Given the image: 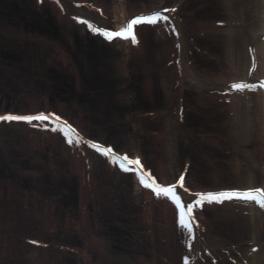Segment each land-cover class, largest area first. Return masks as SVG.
<instances>
[{
  "label": "rangeland",
  "instance_id": "1",
  "mask_svg": "<svg viewBox=\"0 0 264 264\" xmlns=\"http://www.w3.org/2000/svg\"><path fill=\"white\" fill-rule=\"evenodd\" d=\"M8 1H11V3L14 2V4H7ZM8 1L6 2V0H4V4L0 2V79L3 78V80L0 81V110L18 109L20 111H30L32 109L41 108L44 105L42 104V101L47 97L45 94L49 92L54 105L61 108V110L69 117L78 119V123L87 129L88 132H93V134L98 133L97 135L104 139L112 137L116 140L117 137H115V133H113L114 128H116L118 132H123V134H125L126 138L122 142L123 146L134 152L137 150V147L145 150L146 154L149 155L148 161L155 165L158 172L160 164L169 165V158L165 152L167 151V145L163 144L165 140L162 143L163 145L159 144V140L156 139L157 136L155 135L156 132H164L167 129V120L166 118L162 119L158 126L156 125V120L158 114L161 112H164L166 116H168V113L172 115V120H176L178 116L175 114V111L173 112L175 106L167 104L166 102L164 86L161 81L162 70H160V66H158L156 59H154L155 57H141L142 55L132 53L128 44L122 45V43L120 44L119 42L117 44L120 46L114 49L113 56H111L110 53L112 52L110 51L113 49L110 50V48H107L106 50H103L101 47L105 48L106 46H104L102 41H100L102 45L99 42L91 44L90 42L92 41H89V39L85 37V34L83 37L82 32L77 31L78 34L74 33L73 37L69 36L68 32L70 30V25L64 23V21L60 22L59 18L55 16L56 14L53 10L48 7L49 5L46 4V8L42 11H35L28 6L29 0ZM90 1L105 3L109 14L112 16H114L115 11H117L118 14L123 13V11L118 10L119 5L122 3L121 0ZM124 1L127 3L130 10L133 7L139 9L138 7L143 4L145 7L149 8L153 3H159L162 5L169 2L164 0ZM198 1L201 7L198 6L196 0H190L191 6L188 5V9H192L193 11H191L194 14L192 16L188 15V17H190L188 18V26L197 28L199 27L198 25L200 21L203 19L208 20L211 24L215 19L225 17L229 13L227 11L226 0H220L221 7L220 5H217L218 3L211 7V4L217 0ZM207 2L210 3L207 4ZM222 2L224 5H222ZM130 3H133V5L131 6ZM206 4L208 6H206ZM202 7L204 9H201ZM107 23L111 25L114 24L111 22ZM222 28L220 27L218 30L214 31L215 37L212 40L213 42L206 41L207 46L214 50L213 52H210L211 54L209 52H203L201 54L196 51V49L193 50V53L199 57L198 63L200 68L203 71L205 70L206 73H209L211 76L218 74L223 76V74H226L227 72H231L232 75V59L231 54H229V49L232 45V37L229 33L224 32L225 29ZM152 30L153 31L150 29V37L153 38V40L149 43L152 44L151 46L153 48L156 44L161 45V41L155 40V29ZM86 39L87 41L85 42ZM206 43L204 42V44ZM60 45L62 50L59 47ZM235 47L237 48L235 52H239L238 48L240 47V44L236 43ZM63 49L65 52H63ZM117 49L125 51V59L123 57H120L119 60L113 58L114 54H117L116 58L118 57ZM9 51H15L12 52L15 58L13 57V59H9L5 57L4 54ZM65 54H69V56L74 59L75 63L72 64L73 62L70 61V63L67 64ZM102 54L104 56H102ZM163 59L164 58H162V61ZM97 60L101 63L99 66L96 64ZM84 63L86 65H83ZM107 65L110 67L111 71L106 72L104 68ZM61 66L69 72L67 73L69 76H66V79L69 78L68 84L64 85L65 82L61 83L60 81L62 80L58 81L56 79L55 82H58L59 84H56L55 86L54 82H49L47 73L49 74L50 71H59ZM74 66L76 67V70L78 69L77 72L75 71ZM81 66H84L87 71L86 74L84 71L86 78L83 79L82 74H80V70L82 69ZM86 80H94L92 81L94 84H92V86L89 84L88 86L91 92L97 93L98 97L102 99L103 103L101 107L97 101H93L94 98H91V94H89L88 97L84 93L80 95L85 89L82 82L84 81V84L86 85ZM125 91L127 92V96L123 93ZM88 98H91L90 100H92L93 103H90V101L87 100ZM104 104L107 109L104 108ZM211 107L212 108L210 109L209 107L206 109L203 108L210 114V117H207V119L204 118V121L207 122L210 118L212 121H209V124L207 123V129L201 128L202 132H199L197 120L200 115L206 114L203 112L200 114L196 112L194 108L186 110L190 122L192 119L195 124V129H198L197 132H192L195 133L194 138L198 141L203 138L206 144L198 147L193 143L186 142L184 148L185 151L181 152L182 155H180V159L178 158L177 160V163H181L185 156L189 154L197 155L200 153L202 156L204 155L203 157L205 158V161H203V163L198 159L194 160L195 163L192 166V171L195 172L196 176H202L204 173L208 174L210 169L211 171L213 169L218 173V181L216 183L214 179H210V183L207 184L202 181L199 182L198 180L193 181L190 177V182L194 186L196 185L200 188L210 186L217 187L222 182L225 184L221 185L232 184V181L234 180L230 177L229 169L232 168L235 171L237 168L234 166L238 165L235 164L236 162L233 163L234 160L229 158L226 152L222 151L223 147L220 146V144L223 142V137L227 136L231 145H236L232 137L234 135L237 136L236 132H239V134L242 135L239 131L242 124L239 122L235 123L233 118L231 116L228 117L225 111L220 110L223 115L219 114V111L216 113L219 105H213ZM133 109H136L134 112L138 114L139 122L137 119L133 120V117H131V119L128 117L123 119L121 117L125 112L127 114ZM100 110V119L96 117L98 124L95 126L87 116L90 115V112L96 114L97 111L99 112ZM150 110L155 111L153 114L155 117L149 118V123H144V120H147V118L143 117L141 114L145 111L150 112ZM225 117H228V119L226 120ZM152 118H155L153 120L154 122L150 121ZM193 118H195V120H193ZM233 122L235 125H232ZM103 124L106 128L103 127ZM111 124L113 125L111 126ZM182 126L188 130L190 129L191 124H187L186 120V124ZM110 127L113 128L111 129ZM107 128L109 129V132H107ZM149 129H151L152 134H145L146 130ZM37 135L36 140L39 142L38 144L44 148L43 151H31L30 143L27 142L30 137L25 133H21L19 127L15 125H13V127H7L5 125L0 127V153L3 154V156L0 154V192H2L0 194V200L2 201V203L0 202V205L2 204V209H0V232H3L4 234H6V232H13L18 235H39L47 239L52 238L51 240L56 242H69L70 244L83 248L81 249V252L85 253L87 245L84 244V237L79 236V231H85L86 234L89 233V235H96V238H100L101 242L106 244L105 247L102 246V248L98 247V250L95 249L94 255L97 260L104 262V264H139L137 260L138 257L134 262L125 259V256L128 253H122V261L115 263L107 253V251L110 250L107 246L108 244L100 237L98 226H95L94 224L95 220L99 215H102L103 211L96 212V217H93L89 222L86 221V224H82V219L79 216V212H83L82 209H84L83 205H81L82 201V204H86L89 211H95L98 210V208L100 209L99 205L102 204L104 199H108V202L114 204V206L112 205V207L109 208V211L115 214V208H122L117 205H130L129 203H131V199L134 198L139 200V203L137 204L140 206L142 205V211H138V213L141 214L144 228H139V232L140 230H145V226L152 227V223H149L146 220V216H149V213L144 209L146 204L144 203V200L141 202L143 196L142 194H139L136 186L132 184L131 180L127 178L125 179L122 176L117 178L120 186L115 190L114 178L110 177L106 179L107 182L104 185L106 186V190L104 191V194L99 192L100 189L97 187V193L92 195L93 197L87 196L85 198L83 197V199L80 193L84 191V187L82 186L81 179L76 174L77 172L75 170L72 172L73 174L70 172L68 165L71 161L68 155H65V153L60 150V144L55 142L53 137L49 138L43 132ZM214 138H217L218 141ZM237 144L241 143L239 142ZM261 145L264 144L262 143L259 145L262 149ZM181 146L184 147L183 144H181ZM241 148L242 146H235V150L237 151L235 154H239L238 157L242 156L243 158L250 160V163H252L250 158L256 152L251 150V143H248L246 150L242 151ZM7 152L13 155L6 157V155H8ZM257 152L260 154L259 158H262L264 149ZM184 162H186L185 159ZM52 165L54 168L52 170L49 168V171L48 167ZM62 168L66 169L68 173L62 171ZM234 171H232V173ZM163 172L166 174L167 178L171 179L172 173H170L169 170ZM219 172H222V174H219ZM259 173L260 175L258 174L257 177L246 176L247 178L244 175L242 176L239 174L238 178L235 177V179H237L238 185L244 183L243 180L249 182L255 179V183H259L264 179L262 171ZM65 178H69V181ZM63 188L66 189L65 193L61 191ZM116 197L119 198L118 201H116ZM37 201L42 205L45 204V212H47V209L49 211L52 210L50 212H53L54 210L53 217L55 219L61 218L62 223L57 222L58 224L56 223V225H54L52 221L51 224H48L50 227H47V230H44V226H41L43 224H40V219L38 218H31V220L27 219V221L21 220V217L18 216V208L27 205L32 206L31 202L36 203ZM18 203L20 205H17ZM106 205L107 204L104 205V208L107 207ZM109 211L107 210L108 213ZM107 212H105L106 215L108 214ZM210 212H218V210L212 209ZM67 213L71 216L68 215V217H65ZM22 218L24 217L22 216ZM106 219L108 220L107 217ZM8 220L11 221L10 226H7ZM226 220L227 219H222L221 221L219 219L214 222L215 226L213 227V232L211 231L212 233L209 234L213 239L211 244H214L217 249H219L221 247L220 243L223 244L227 242L228 239H231L232 242L240 244L242 248H248V244L244 246V242L246 243L248 238L252 236L249 228L237 230L234 228L236 225H233L231 221ZM47 221L50 222L49 219H47ZM101 223L105 225L104 220H101ZM167 228L168 229L161 234V242L169 250H166L167 252L165 256L156 254L158 255L156 256V261L160 264H172L180 254L179 238L176 234L173 236L171 233L172 231L169 227ZM125 233L127 234L126 231H118L116 238L118 239L120 234L125 236ZM21 237L22 239L24 238L23 236ZM123 239V237H120L118 240L121 242ZM239 239L242 241H239ZM14 241L17 240L15 239ZM14 241H9L8 239L2 241L5 242V244L3 243L4 246L2 245V242H0V264H9V262L12 264L13 260L19 264H34L35 262L32 261V259H23V255L27 250L29 251L31 247L27 248L28 244L22 240H19V243L16 242L15 244ZM11 248L16 250L19 257H13L11 254L13 253ZM137 249L139 251H145V249L142 248ZM56 251L57 250H55L54 247L48 248V254L53 253V256L49 257H53L56 264H79V260H77L76 257L66 258L64 257V252ZM217 253L226 257L221 249L217 250ZM146 254L149 255L152 254V252L146 251ZM130 256L131 259H134L135 257L134 255ZM158 258L160 259L158 260ZM225 260V262L222 261L223 264L229 262V260ZM80 264L84 263L81 262Z\"/></svg>",
  "mask_w": 264,
  "mask_h": 264
},
{
  "label": "bare ground",
  "instance_id": "2",
  "mask_svg": "<svg viewBox=\"0 0 264 264\" xmlns=\"http://www.w3.org/2000/svg\"><path fill=\"white\" fill-rule=\"evenodd\" d=\"M4 2V0H2ZM81 0H44V5H49L48 7H50L53 12L56 14L55 16H57V18H59L60 22L64 21V23H67L70 25V30L68 32L69 36L73 37L74 33L77 32H82L83 37L85 34V37L89 39V41L91 44L99 42L101 45L102 43L100 41H102L104 43V47L103 50H106L107 48L113 49L111 50L110 53L111 56H113V51L116 47H119L120 45H118V41L119 39L116 38L113 42L110 40H106L104 39L102 36V33H97L98 35H95V32L93 30L92 25H95V27L97 28H105L106 27V23L107 22H111V23H116L115 26L119 27L121 25H124V23L126 21H128V19L130 17H134V15L140 14L143 15L145 14V12L149 13L150 11H152L154 8H162V6H166V9H171V11H168L169 14V19L167 21H165V26H164V31H161L160 28L156 27L154 28V36H155V40L161 41V45L160 44H156L155 47L153 46L152 48V44L149 43L153 40V38L150 37V29L151 31L152 28L148 27L147 25L144 26H140L138 25L136 32L137 35L139 37V43H136L135 40H133V42L128 39L129 41L123 43V42H119L120 44L122 43V45L127 44L128 42L131 44V46L133 47V52L137 51V53H140L142 56L141 57H148L150 58V56H154L157 61L158 66H160V70H162V78L161 81L163 82V86H164V92H165V96H166V102L167 104H171V105H175L176 108V112L180 111L183 109V107L185 106V104L182 101V97H184V89L186 88V86L188 85V89L192 88L191 90H194V93L197 94V102L196 104H198L199 106H202L204 109L208 108H212L209 104V106H206V100L208 101H214L215 99V94L210 93L211 90H215V89H221L224 90L227 85L224 86L225 83H230V85L232 84V80L234 79H239V78H243L245 77L244 80L241 81V83H246V84H255L258 87H256L255 89L253 88H246L248 89L251 93H253L252 95H248V96H244L243 98L241 97V95L239 94H235L234 98H231V103H227L224 104V108L219 107L216 110V113H218V111L220 112V110L225 111L223 109H226V113L227 116H231L233 118V121L235 123L239 122L242 124V127L239 128V131L242 135L239 134V132L237 133V136H233V140L235 141L236 145H231L229 138L227 136L223 137V142L222 144H220V146H222V151L226 152L228 154V157L231 158L233 161V163L238 164L237 166H234L237 168V170L235 169V171L230 168V177L232 180V184L230 185H221V184H225V183H221L219 186L215 187V186H210L211 188H221V187H233L236 186L237 188L241 187V188H245V189H249L252 187L257 186L258 182H256V180L254 179L253 181H249V182H245L241 183V184H237V179L239 174H241L242 176L244 175L245 177H257V175H260V171H262L263 173V178H264V154L262 155V158H259V155L257 151H262V149H264V145L261 147H259L260 144H264V81L258 80V78L261 77L263 78L264 76V0H226L227 1V11L229 12L227 14V16L222 17L220 19H215V21H213L211 24L208 20H201L199 23V27H193V26H188V19L184 14H181L183 11L188 9V5L190 6V0H178L179 2L177 3V7L174 8V5L171 6V4L168 2L165 5H161V4H156L153 3L151 7H145L143 2H142V6L137 8H131V10L128 8L127 3H125L124 0H121L122 3L119 5V9L123 11L122 14H118L117 11H115L114 16H112L111 14H109V11L107 10V5L104 3H101L99 1H92V4H85V6H82V4L79 2ZM164 1H170V0H164ZM220 0L214 1L213 4H211V7H213L212 5H220L221 1ZM36 2L38 3V1L36 0ZM196 2H198V0H196ZM210 2H207V4ZM39 4V3H38ZM131 6L133 5V3H130ZM206 4V6H208ZM222 5L223 2H222ZM99 6V7H98ZM198 6H200L198 4ZM45 8V6H43ZM40 8V9H44V8ZM201 7V6H200ZM205 7V6H204ZM221 7V5H220ZM199 8V7H198ZM96 9H99V11H97ZM201 9H204L203 7ZM82 12V13H80ZM140 12V13H139ZM167 14V15H168ZM75 15H80L83 17H87V20L90 21L89 25L83 24V23H77L75 22V20H73V16ZM72 18V19H70ZM184 19V20H183ZM105 24V25H104ZM113 24V25H114ZM187 25V26H186ZM220 26L225 29L224 32H227L230 34V36L232 37V45L229 49V54H231V59H232V75L231 72H227L226 74H223V76L221 74L215 75V76H211L209 73H206V71L202 70L201 68L199 69V67L195 64V62H193V58L192 56H190L189 54V50L196 48L197 46L196 44L193 45L192 44V39H190L193 35L195 36H199L202 37L205 36L203 39V42L206 43V41H211L214 39V34L216 30H218L220 28ZM225 26V27H224ZM107 27L112 28L110 25ZM187 28L189 29V31L195 33L191 34L187 31ZM222 28V29H223ZM162 29V30H163ZM77 31V32H76ZM78 34V33H77ZM79 36V35H78ZM153 37V36H152ZM165 39L164 41L161 39ZM212 38V39H211ZM85 39V38H84ZM100 39V40H99ZM237 42H234V41ZM87 41V39L85 40V42ZM95 41V42H94ZM121 41V40H120ZM234 42V44H233ZM240 44V47L238 48L239 52H235V50L237 49L235 47V44ZM90 44V46H91ZM118 45V46H117ZM207 46V43L205 44ZM129 46V44H128ZM204 46V45H203ZM62 50L61 45L59 46ZM235 47V48H234ZM252 47V49H251ZM207 48V47H206ZM65 49V48H64ZM63 49V52H65V50ZM118 50V49H117ZM251 50V51H250ZM198 52H200L201 54L203 52L206 51V49L203 47L201 49V51L197 50ZM232 51V53H231ZM125 51H120L118 50V57L116 58L117 54H114V59H118L120 57H124V53ZM84 53V52H83ZM87 53V52H86ZM66 55V54H65ZM109 55V53H108ZM102 56H104L102 54ZM110 56V55H109ZM108 56V57H109ZM127 56V55H126ZM166 56V57H164ZM66 57V63H70L73 62L72 64H74V59L71 58L68 55L65 56ZM162 58L163 61H162ZM252 59V60H251ZM253 59H255L253 61ZM161 61V62H160ZM256 63L257 69H253V63ZM96 64L99 66L101 63L99 60H97ZM83 65H86L85 63ZM72 66V65H71ZM80 67V66H79ZM102 67V66H101ZM75 71L76 67L74 66ZM82 69L84 70H80L82 74V79L86 78V75H84V71L86 74V69L84 66H81ZM107 71H111L110 67L107 65L104 68ZM46 73V72H45ZM67 70L62 66L59 68V71H50L49 74L47 73V78L49 80V82H54L55 86L56 84H59L58 82H55L56 79L62 80L60 81L61 83L68 84V79H66V76L68 75ZM62 74V75H61ZM46 76V75H45ZM60 76V77H59ZM69 76V75H68ZM257 76V77H255ZM2 77V76H1ZM59 77V78H58ZM71 77V75H70ZM92 77V76H91ZM64 78V79H62ZM3 80V78H1ZM94 81V80H92ZM91 80H86V85L84 84V81L82 82V85H84L85 89L80 93V95H82L83 93L87 95V97L89 96V94H91V98H94V102L97 101V103L100 105H102V99H100V97H98L97 93H93L91 92L90 88H89V84H94L92 83ZM188 83V84H185ZM72 85V84H71ZM232 88V86H234V84L232 86H230ZM81 90V89H80ZM125 94V96H127V92H123ZM45 95H47V97L45 98V100H43L42 104H44L43 106L46 108V111H48V113H53L55 111H59L60 113H62L63 116H65L64 118L70 119L71 117H68L67 114L61 110V108L56 107L54 105V103L52 102V98L50 97V93L47 92ZM105 96V95H103ZM176 96L177 100L174 99V97ZM90 98V99H91ZM211 98V99H208ZM89 98L87 100L90 101V103H93L92 100H90ZM194 99V97H193ZM217 101V99L215 100ZM103 106H105L104 108H106V105L104 104ZM53 109V110H52ZM99 109V108H98ZM107 109V108H106ZM201 110L200 109V113H205L206 115L202 114L200 115L199 119L197 120L198 123V129L199 132L201 131V128L207 129V123L209 124V121H212L209 119V121H204V118L207 119V117H210V114L207 113L205 110ZM230 109V110H229ZM38 109H32V111L30 112H36ZM136 109H133L131 112L127 113L126 112L123 114V116H121L123 119L125 117H128L131 119V117H133V120H138L139 122V116L136 112H134ZM233 110V112L231 111ZM121 111V110H119ZM174 111V110H173ZM202 111V112H201ZM56 113V112H55ZM101 113V110L96 114H94L93 112H90V115L87 116L93 123V125L96 126V124H98L97 122V118H99ZM117 113H119L117 111ZM136 113V114H135ZM225 113V114H226ZM184 114V111H183ZM219 114H222L221 112ZM120 115V113H119ZM143 117H146L144 115V112L141 114ZM164 115V116H163ZM168 116H166L164 114V112H161L160 114H158V118H157V123L156 125L158 126L159 122L166 118L167 120V129L164 132H156L155 135L157 136L156 139L159 140V144H162L165 140V142L163 143L164 145H167V157L169 158L168 160V164H160V168H159V172H157L159 179H162L163 182H170L169 180L175 178L178 174H180V169L181 167L185 166L184 159L182 160V165L181 163H177L178 158L180 159V155H182V151H185L184 148L186 146V142L187 143H193L195 146H200V145H205L206 142L204 141V139H200V141L196 140L194 138L195 133H192L194 131H198V129H195V124L193 123L192 119L190 122V118L187 117V124L190 123V129H188L187 131L183 132L181 131L183 128V124L182 121L180 120L179 116L176 120H172V115H170L169 113L167 114ZM223 115V114H222ZM97 117V118H96ZM228 117L225 119L227 120ZM100 119V118H99ZM149 116L147 118V120H144V123H149L148 121ZM155 118H152V120H150L151 122H154ZM178 119L181 121L179 122ZM70 120H73L75 122L78 121V119L76 118H71ZM193 120H195V118H193ZM72 122V121H71ZM232 123V125H235V123ZM16 122H13L12 125H16ZM194 124V125H193ZM3 125V124H2ZM31 123H18L17 127H19L21 129V133H25L27 134L28 137H30V139L27 140L28 143H30V150L34 151V150H38V151H43V147L40 146V144H38L39 142L36 140L37 138V134H40V132L35 131L32 129L31 127ZM50 125V124H49ZM113 124H111L112 126ZM103 127H105V125L103 124ZM52 128L54 129V127L52 126ZM99 128V127H98ZM111 129L113 127H110ZM110 129V131H111ZM107 132H109V129L107 128ZM60 132H63L67 139L69 140V133L64 131V129H59ZM148 130H146L145 133H147ZM44 134L46 136H49V138L53 137V140H55V142L60 144V150H62V152L65 153V155H68L69 159H70V163L68 165V168L70 169V172L72 173L74 170L77 172L76 174L78 175V177L81 179L82 182V186L84 187V191H82L80 193V195H82V198L87 197V196H91L92 193L93 195L97 193V187L99 190V192H101L102 194H104V191L106 190V186H104L106 184V179L113 177L114 178V186H115V190L116 188H118L119 185V180L117 178L119 177H124L125 179H129L132 181V184H134L136 186V189H138L139 194H142L143 199L141 202H143L146 204V206L144 207V209L146 210L147 213H149V216H146V220L149 223H152L153 225V231H151V234L149 235L148 240L145 239L144 235L142 236L141 233L138 235L137 233L130 234L129 236L126 237V241L125 242H129L131 240H135L137 239V242H139V244L143 245L144 247L147 246V248L150 250V252H152L151 256L154 258V260L156 261V254L160 255V256H165L166 254V250H169L168 248H166L165 246H163L160 242H158V239L161 236V234L168 229L167 227H169V229L172 228L173 229H177L179 226H181L179 224V222L177 221L176 218H173V213L171 212V205H169V203L166 202V200L163 199V196H158L155 193L151 192L148 188H146L147 190L143 189L140 187V184L138 183V181H136L134 178V176H130V175H126V173L122 172L123 170H119V166L117 163H113V158L109 157V156H105L102 152H100L98 149H94L91 147V144L88 143V141L92 140L93 138V132H88L86 130V132H81L80 136L83 137V140L77 138L74 134L72 135V140H75V143L70 142V140H64V138H61L59 135H55L53 132L49 131V130H43ZM53 133V134H52ZM113 133H115V137H117V139L115 140L114 138H108V139H112L111 143H114L117 145V147L119 148H123V140H125V134H123V132H118L116 130V128H114ZM235 133V134H236ZM98 133H96L97 135ZM108 135V134H107ZM51 136V137H50ZM216 137V136H215ZM179 139L182 140L181 143H183L184 147L181 146V144H179ZM216 141H218L217 138H214ZM193 141V142H192ZM238 141V142H237ZM241 143V144H237V143ZM251 143V150H253L254 152H256L255 154H253L251 156V162L250 160H247L245 158H243L242 156H239L235 154V152H237L235 150V146H242L241 150H246L248 143ZM109 141V144H111ZM158 144V145H159ZM162 144V145H163ZM258 146V147H257ZM239 148V147H238ZM259 148V149H258ZM137 150H135L136 154L139 155H143L147 167L146 169L149 170H155V165L150 163L148 161V154H146L145 150H142L141 148L139 149L138 147L136 148ZM240 150V149H239ZM5 153V152H4ZM179 153V154H178ZM1 156H3L2 153H0ZM8 155H6V157H9L13 154H10L7 152ZM187 155V154H186ZM197 156V158H196ZM204 156V155H203ZM200 153L197 155H192L190 154L189 156V160L191 158V160L189 162H191L192 164H194V160L198 159L201 163H203V161H205L204 157H203ZM235 159H234V157ZM36 157V156H35ZM147 157V159L145 158ZM206 157V156H205ZM238 157V158H237ZM186 160H188V157H186ZM228 160V158H227ZM184 165V166H183ZM52 170L54 167L53 165L48 167V170ZM65 173H68L66 169L62 168ZM254 169V170H253ZM49 170V171H50ZM166 170H169L170 173H172L171 179L167 178L166 174L163 172ZM190 173L188 174L189 177V182L191 180L193 181H202L205 183H210V179H214L217 183L218 181V173L216 171H214L212 169L209 170L210 172L204 173L202 176H196L195 172L192 171V169H190ZM232 171H234L232 173ZM58 172V170H57ZM56 172V174H57ZM193 172V173H192ZM73 174V173H72ZM101 174V176L99 175ZM124 174V175H122ZM219 174H222V172H219ZM233 174V177H232ZM99 175V176H98ZM262 175V174H261ZM98 176V177H97ZM179 176V175H178ZM177 176V177H178ZM60 177V176H59ZM190 177L192 178L190 180ZM247 178V177H246ZM61 179V178H60ZM67 181H69V178H65ZM117 179V180H116ZM243 179V178H242ZM65 182V181H64ZM237 184H235V183ZM191 183V182H190ZM264 184V179L262 182H259ZM102 187V188H101ZM210 187H206L205 189H209ZM81 188V187H79ZM201 189L200 187L192 186V189ZM66 189H62L61 191H63L65 193ZM183 191V190H182ZM193 191V190H192ZM2 192H0L1 194ZM90 194V195H89ZM191 196V195H189ZM186 197V201L188 200H192L191 198ZM83 198V199H84ZM118 197H116V201H118ZM0 202L2 203V201L0 200ZM164 202V203H163ZM238 203L236 206L232 207L231 209V214L229 213L230 211L224 209V205H221V207H215V208H220L218 209V212H214L216 213L215 216L218 219H227L226 221H231V223H233L234 228H236L237 230H242V228H249L251 235L248 240V248H246V250L242 251L241 254V258L246 259V262L243 264H264V212L256 206V203L254 202H247L248 205H246V201H238V200H231V203ZM139 200L138 199H131V203H129L130 205H124L122 206L123 208H121L122 210V214H124L123 217L124 219H126L127 222H129V226L130 223L132 224L131 226L134 227L135 225H139L141 220V217H139V214L137 211H142L141 210V206L139 204ZM160 203V204H159ZM163 203V204H162ZM107 204L104 208V205ZM164 205L163 206H161ZM17 205H20L19 203ZM31 205H27L25 207L22 208H18V216L21 217V220H25L27 221V219L31 220V218H38L40 219V224H43L41 226H44V230H47V227H50L48 224H51L53 220H55V218L51 215H54V210L53 212H50L52 210H48L47 212L44 211V209H46L44 206L45 204H41L39 201H37L36 203H32ZM112 205L114 206V204H112L111 202H108V199H104V201L102 202L100 206V209L98 208V210L96 212H102V215H99V217L95 220L94 224L95 226H98V228H102L104 230V232L107 230V232H109L108 230H112V226L113 223L115 222L116 216L111 213L109 211V208L112 207ZM103 206V208H102ZM2 207V204L0 205V209ZM208 205H204V209L203 210H209ZM7 208V207H6ZM235 208V209H234ZM9 209V207H8ZM105 209V210H104ZM260 211H259V210ZM107 210L109 211V213L107 212ZM173 210V209H172ZM1 211V210H0ZM89 210H86L85 212L82 213V217H84V219L87 218L88 220V216H92L95 213H89ZM105 212H107L108 214L106 215ZM92 214V215H91ZM153 214V215H151ZM28 215V217H27ZM70 215V214H69ZM164 215V217H163ZM206 215H209V213L207 212ZM22 216L24 218H22ZM31 216V217H30ZM49 216V217H48ZM71 216V215H70ZM166 216V217H165ZM106 217L108 218V220L106 219ZM163 217V219H162ZM161 218V219H159ZM47 219H49L50 222L47 221ZM53 219V220H52ZM83 219V220H84ZM101 220H104L105 225H103L101 223ZM131 221V222H130ZM62 223V222H61ZM8 224V225H7ZM7 226L11 225V221L8 220L7 222ZM180 228V227H179ZM208 229L210 231V233H212L213 231V226L208 225ZM135 230V228H134ZM127 231H129V233H132L130 229H127ZM192 231V230H191ZM212 231V232H211ZM197 232V226L194 225V231L191 232V234H189V238L185 239L183 238V236L180 235V241L184 242L185 240H187L186 244L184 246H182L183 251H185L184 249H189L188 247L192 248L194 243L196 242L195 240V235ZM1 234V233H0ZM4 234V233H2ZM206 234V233H205ZM5 236L1 239L2 241H4L5 239L8 240H13L14 236H16L15 233L13 232H9L6 234H4ZM26 235V234H25ZM31 236L35 237V240H32L35 244H42V246H32V245H28L27 248H30L29 251L27 250L25 252V254L23 255L24 258L23 259H27V260H31L34 261V264H56L55 263V259H53V257H49V256H53V253L48 254V253H43L41 250H45V248H48L49 246V240L46 241L47 238H43V236H35L30 234ZM142 237H141V236ZM198 235V234H197ZM146 236V235H145ZM200 236V234H199ZM40 238V239H39ZM207 238V235H206ZM205 238V239H206ZM185 239V240H184ZM6 241V240H5ZM14 241V240H13ZM213 241V239L211 240V238H207V244H210L212 249H217V247L215 245H212L211 242ZM239 241H242L239 239ZM5 242H2V245L4 246ZM220 243V242H219ZM182 244V243H181ZM196 244V243H195ZM250 244V245H249ZM1 245V243H0ZM221 247L219 249L221 250H226L227 252H229V250H231V254L233 255L236 253V251H240L242 249H244V247L242 248L240 244H236L235 242H232L231 239H228L227 242L221 244ZM247 245V243L244 242V246ZM255 245L260 246V249L258 251L255 250L256 247ZM101 246V245H99ZM243 246V243H242ZM45 247V248H44ZM12 249V248H11ZM217 249V250H219ZM240 249V250H239ZM13 253H11L13 255V257L18 256L16 250L12 249ZM154 253V254H153ZM157 255V256H158ZM236 257V256H235ZM190 260H195L194 254L192 255V259L187 257ZM219 258H221L219 256ZM145 259V258H144ZM160 258H158L159 260ZM233 259V258H232ZM236 259V258H234ZM227 260H230V258L227 257ZM221 262V260H219ZM226 260L223 259V262H225ZM238 263L237 264H241L242 261L237 260ZM11 262H9L10 264ZM157 264H160L158 261L156 262ZM12 264H19L17 263L15 260L12 261ZM31 264V263H30ZM223 264V263H221ZM224 264H232V262H228V263H224Z\"/></svg>",
  "mask_w": 264,
  "mask_h": 264
},
{
  "label": "snow or ice",
  "instance_id": "3",
  "mask_svg": "<svg viewBox=\"0 0 264 264\" xmlns=\"http://www.w3.org/2000/svg\"><path fill=\"white\" fill-rule=\"evenodd\" d=\"M43 2V0H41ZM171 9L165 10H157L154 14L151 15H141L130 21L128 27L120 30V31H111L107 28H97L95 25H92L93 30L97 33H103L109 40H115L118 37L129 38L131 37L139 43V37L136 32V28L138 25H143L145 23L149 24H158L161 21H167L169 16L166 14ZM77 19H81L77 17ZM82 23H90V21H81ZM236 89H246L258 87L255 84H246V83H236L234 85ZM59 121L66 125L64 131L69 133L70 142L75 143V140H72V135L81 140L83 137L80 136L78 129L73 127L71 124H68L62 117H59L55 112L48 113H40L38 115L35 114H12L9 113L7 115H0V122H33V121ZM59 130V129H57ZM88 143L91 144V147L94 149H98L105 156H109L113 158V163L119 162L122 167L128 172H137L139 173L141 179L144 184L150 188L154 189L155 194L158 196L168 197L178 208V222L180 225L187 227L189 230L194 231V224L199 223L198 220L195 219L196 210L198 207H203L205 201L212 202H220L223 203L225 200L232 199H245L251 201H257L261 206H264V187L259 188H251L245 191L241 190H225L219 192H199L192 193L190 188L185 189L188 193H190L193 197H199L198 199L185 200V197L181 194L179 189H183L185 186V179L183 177L179 178L178 183H170L163 184L161 183L156 176L152 173L147 172L145 170L143 161L141 158H132L128 155L117 156L116 150L114 147H107L103 143H98L95 140H90ZM135 166V167H133Z\"/></svg>",
  "mask_w": 264,
  "mask_h": 264
}]
</instances>
